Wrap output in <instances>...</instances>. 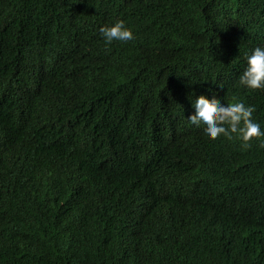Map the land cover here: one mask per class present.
Wrapping results in <instances>:
<instances>
[{
  "label": "trees",
  "instance_id": "1",
  "mask_svg": "<svg viewBox=\"0 0 264 264\" xmlns=\"http://www.w3.org/2000/svg\"><path fill=\"white\" fill-rule=\"evenodd\" d=\"M135 6L0 0V264H264V147L187 121L203 96L264 128V89L239 84L264 0ZM119 20L134 39L105 43ZM75 22L92 37L56 59Z\"/></svg>",
  "mask_w": 264,
  "mask_h": 264
},
{
  "label": "clouds",
  "instance_id": "2",
  "mask_svg": "<svg viewBox=\"0 0 264 264\" xmlns=\"http://www.w3.org/2000/svg\"><path fill=\"white\" fill-rule=\"evenodd\" d=\"M98 1L106 13L114 9H119L124 12L128 10L131 14H134L138 11L135 6L136 3H142V0ZM99 15L100 17H104L100 13ZM134 18L136 19V16ZM3 23L2 27L5 29ZM36 26V23H33L26 27L22 36L26 38ZM128 26H130V24L126 20H119L111 25L102 26L100 28V33L105 43L108 44L117 40L129 41L134 39V32ZM92 35L91 24L87 23V26L81 27L77 22L73 23L68 31L60 35L59 43L55 48L54 57L56 59H62L61 55L64 52H68L70 55L83 53L81 48L82 41L88 36L92 37ZM16 39H18V37ZM19 40L23 41L24 39L20 38ZM5 49H7V46H5ZM9 63L11 66L14 64L11 59ZM52 75L54 74L51 72L48 76ZM239 84L248 89H264V45H257L250 53H246V67L239 75ZM19 106L21 111L29 116V109H27L25 105L19 104ZM192 108L194 110V116L187 118L188 123L196 127L202 126L204 128V135L210 139L216 140L218 148L229 146L234 137L241 142L242 148H249L253 138L260 140V146L264 147V139H261L264 138V128L253 119L254 107L246 105L242 101L231 103H223L218 99L207 101L202 96L192 103ZM14 132L17 134V139L23 144L25 138L19 137L20 130L15 129ZM0 140L3 142V137H0ZM2 148L3 147L0 146V152H2L3 158L5 154ZM20 148L23 151L29 149V147Z\"/></svg>",
  "mask_w": 264,
  "mask_h": 264
},
{
  "label": "bare ground",
  "instance_id": "3",
  "mask_svg": "<svg viewBox=\"0 0 264 264\" xmlns=\"http://www.w3.org/2000/svg\"><path fill=\"white\" fill-rule=\"evenodd\" d=\"M176 48V47H175ZM173 49V48H172ZM168 50V49H167ZM164 52V51H163ZM167 53H168V51H167ZM190 55V54H189ZM169 56H170V54H169ZM172 56V55H171ZM180 56V55H179ZM184 56V55H183ZM187 58H188V56H187ZM200 58V57H199ZM175 59V58H174ZM177 59H179V58H177ZM191 61V60H190ZM186 62V61H185ZM178 64V63H177ZM185 64V63H184ZM168 67V66H167ZM216 87V86H215ZM255 106V105H254ZM237 140V139H236ZM238 143V142H237ZM252 153V152H251ZM256 153V152H255ZM258 155V154H257Z\"/></svg>",
  "mask_w": 264,
  "mask_h": 264
}]
</instances>
